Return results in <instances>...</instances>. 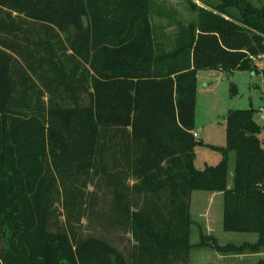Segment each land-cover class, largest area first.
<instances>
[{
	"label": "trees",
	"instance_id": "16d2710c",
	"mask_svg": "<svg viewBox=\"0 0 264 264\" xmlns=\"http://www.w3.org/2000/svg\"><path fill=\"white\" fill-rule=\"evenodd\" d=\"M202 2L187 24L154 0H0V264H189L194 190L259 235L199 245L264 247L257 109H228L215 165L196 167L193 134L199 69L261 73L264 99V6Z\"/></svg>",
	"mask_w": 264,
	"mask_h": 264
},
{
	"label": "rangeland",
	"instance_id": "374dc122",
	"mask_svg": "<svg viewBox=\"0 0 264 264\" xmlns=\"http://www.w3.org/2000/svg\"><path fill=\"white\" fill-rule=\"evenodd\" d=\"M255 5L264 6V0H251ZM191 2L205 6L202 0H154L155 7L164 9L175 20H181L188 24L196 18V14L190 9ZM209 8V7H207ZM151 19L159 30L161 25H166L165 33L167 36L174 34L176 30L175 23L171 24L168 17L158 16L156 13L151 14ZM175 22V21H174ZM170 23V24H169ZM173 25V26H171ZM258 66L264 67V59L257 61ZM198 86L202 89L197 94V130L199 133L198 140L202 139L203 144H198L195 148L196 166L203 169L206 164L215 165L221 160V152L211 148L208 145L225 146L227 144V121L226 114L230 108H256L263 100V78L261 73L250 70H220L216 73L209 70H198ZM255 119L263 126L259 137L264 145V121ZM235 152L230 157L229 184H233V175L235 168ZM198 193H204L203 200H199ZM209 190H194L191 202V214L194 222L191 226V241L193 243L200 241V224L203 223L204 208L210 204ZM208 195V197H207ZM224 197L218 195L215 202H211V222H217L222 231H226L229 239L227 241L242 242L244 240H255L258 233L254 231H235L226 230L223 226ZM123 246V243H118ZM211 249L208 246L194 245V253L191 264H203L199 260L202 251ZM190 264V263H189Z\"/></svg>",
	"mask_w": 264,
	"mask_h": 264
},
{
	"label": "crops",
	"instance_id": "0c3cea01",
	"mask_svg": "<svg viewBox=\"0 0 264 264\" xmlns=\"http://www.w3.org/2000/svg\"><path fill=\"white\" fill-rule=\"evenodd\" d=\"M263 59H264V57H261L258 60H263ZM209 71L216 73L220 70H209ZM262 78H263V76H262ZM202 88L203 87L198 86V91L200 89L203 91L208 90V88H206V89H202ZM262 103H264V99L262 100L261 103L258 104V106L256 108H258ZM196 116H197V106H196ZM196 125H197V117H196ZM194 131H196L198 133L197 126H196ZM198 137H199V133H198V136L196 138H198ZM200 140L202 141V139H200ZM195 164H196V160H195ZM193 192H192L191 202L193 199ZM210 192L211 193H210L209 197L207 195V197L209 198L210 204H208L207 207L204 208V212L202 213V215L205 218L203 220V223L200 224V238H201V232H204L206 234L215 235L221 244H225L228 242H234V241H227V239H229V237H228L226 231H222L221 228H217V226H219V224L217 222H215V223L211 222V202L212 203L215 202V199L218 195L223 196V192L222 191H210ZM198 194H199L198 195L199 200H203V198L205 197L204 193H198ZM193 222H194V219H193ZM258 237H259V235H258ZM258 237L255 240H244V241L255 242V241H257ZM244 241H242V242H244ZM242 242H234V243L239 244ZM198 243L199 242H196V243H194V245H199ZM201 246H203V245H201ZM205 246H208L211 249H209L208 251H202L200 253L199 260L203 261V264H260V262H262V260L264 259V247L260 248L257 251L246 250L244 252H221L209 244H205ZM192 248H194V246H192ZM193 256H194V253L192 252V249H191L190 259H189L190 264H191V261L193 259Z\"/></svg>",
	"mask_w": 264,
	"mask_h": 264
},
{
	"label": "built area",
	"instance_id": "2783aa9c",
	"mask_svg": "<svg viewBox=\"0 0 264 264\" xmlns=\"http://www.w3.org/2000/svg\"><path fill=\"white\" fill-rule=\"evenodd\" d=\"M264 57V56H259V57H254L255 60H258L259 58ZM256 114L258 119L261 121H264V103H262L258 108H256ZM193 134L195 137L198 136V133L196 131H193Z\"/></svg>",
	"mask_w": 264,
	"mask_h": 264
}]
</instances>
